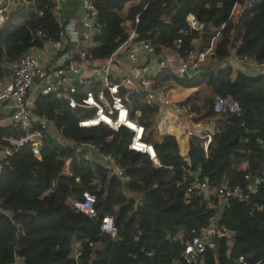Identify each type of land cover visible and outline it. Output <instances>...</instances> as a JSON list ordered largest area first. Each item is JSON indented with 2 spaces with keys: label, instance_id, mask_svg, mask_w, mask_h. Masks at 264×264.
Instances as JSON below:
<instances>
[{
  "label": "trees",
  "instance_id": "1",
  "mask_svg": "<svg viewBox=\"0 0 264 264\" xmlns=\"http://www.w3.org/2000/svg\"><path fill=\"white\" fill-rule=\"evenodd\" d=\"M92 1L105 25L94 39L93 56L97 60L109 57L127 39L136 16L138 39L147 38L157 27L161 32L157 48L163 44L173 49L186 17L192 13L204 29L190 32L184 51L192 49L194 37L200 38L197 50H205L220 33L218 56H227L234 48L239 56L264 62V0L253 2L238 14H234V8L241 0ZM51 2L35 0L34 7L20 9L2 28L0 77L11 74L10 64L22 53L41 47L34 36L36 31H43L46 38L59 39L61 27L49 10ZM128 2L134 3L124 10ZM162 76L183 88L205 85L214 94L231 95L240 104L239 117L230 122L226 133L213 139L210 155L205 156L199 138L191 137L187 162L176 138L170 135L154 143L155 164L147 154L129 150L132 132L128 129L113 132L104 125L79 128L41 97L34 115L53 121L65 139L93 143L100 153L115 156L127 181L111 175L95 159L86 161L74 148L50 136L39 159L29 147L21 148L3 161L0 174V264H14L16 256L23 259V264H172L190 240L191 230L207 226L220 206L219 197L212 191L213 209L202 197L193 195L186 200L188 172L200 169V181L208 178L214 191L224 183L229 188L244 187L245 174L254 178L261 175L264 78L234 72L229 65L207 67L188 79L165 73ZM132 102L135 106L138 99ZM19 134L14 124L0 126V147L8 146L6 138ZM243 164L248 169L241 172ZM84 192L96 197L95 218L72 207ZM247 196L229 198L217 221L219 227L235 233L230 255L225 243L216 241L215 248L204 254V264H236L238 257L247 264H264V183ZM104 215L114 218L118 231L114 239L100 229Z\"/></svg>",
  "mask_w": 264,
  "mask_h": 264
},
{
  "label": "built area",
  "instance_id": "2",
  "mask_svg": "<svg viewBox=\"0 0 264 264\" xmlns=\"http://www.w3.org/2000/svg\"><path fill=\"white\" fill-rule=\"evenodd\" d=\"M255 1L259 0H241L234 9L240 6L242 10L250 8ZM34 4L35 0H0V31L13 20L16 12L34 7ZM64 5V0H52L49 9L61 27L59 39L46 38L43 31H36L34 36L41 41V47H32L22 53L10 64L11 74L0 77V103H11L10 119L20 132L19 135L6 138L8 146L0 147V174L3 161L21 148L29 147L39 159L41 151L48 146L47 136L54 139L52 130L55 129L62 138L60 141L56 140L59 144L74 148L86 161L92 162L95 159L111 175L122 182L127 181L124 169L115 156L100 153L93 143H74L65 139L63 131L58 130L53 121L34 115L36 98L33 102L32 96L35 91H38L49 106L53 105V111L60 112L64 118L70 117L79 128L104 125L113 132H118L121 128L128 129L132 132L129 150L147 154L157 164L153 132L147 127V123L142 121L141 112L136 106L143 103L152 107L159 101V108L156 106L159 110L168 106L178 113L181 108L178 103L171 102L169 81L158 86L160 81H157V77L165 73L171 77L183 78L190 71L199 68L205 70L207 67L232 66L233 63H239L250 72L249 74L264 78V62H257L252 56H239L234 48L227 56H218L216 45L220 42V33L211 40L207 49L194 50L190 42L192 49L184 51L185 38L189 37L190 32L201 33L204 29V25L192 13L186 17L185 25L179 32L181 37L175 40L173 49L163 44H159L157 48V41L161 38L157 27L148 33L147 38L138 39L139 16H136L134 24L127 30V39L109 57L97 60L93 56L94 39L102 34L105 27L99 20V9L92 0H81L79 18L64 20ZM37 14L42 15L41 12ZM143 57L156 58V61L151 66L140 65L139 60ZM132 99H138L137 105H133ZM240 113V104L231 95L214 94L211 105L199 115L192 116V119L200 117L198 124L193 125L195 128L190 136L201 140L200 148L206 157L212 151L213 139L226 133V127L221 126L218 121L229 117L234 120ZM232 120L228 121V125ZM65 165L67 171L69 160L65 161ZM247 169V165L243 164L239 171ZM200 171L198 169L195 173L187 174L190 184L186 189V200L196 195L208 201L209 207L213 209L215 204L210 198L212 191L219 197L220 206H216L217 215L207 226L191 230L190 240L185 244L179 259H174L172 264H204V254L213 250L216 241L220 240L225 243L227 254L230 255L235 233L217 225L219 215L227 207L229 198L247 199L248 193H255L264 183L263 168L259 177L245 174L244 187L229 188L228 184L224 183L214 191L209 187L208 178L200 181ZM95 204L96 197L84 192L79 199L72 202V207L88 217L95 218ZM100 221L101 231L113 239L116 238L118 231L114 218L104 215ZM235 263L247 264L243 257H238ZM14 264H23V259L16 256Z\"/></svg>",
  "mask_w": 264,
  "mask_h": 264
},
{
  "label": "crops",
  "instance_id": "3",
  "mask_svg": "<svg viewBox=\"0 0 264 264\" xmlns=\"http://www.w3.org/2000/svg\"><path fill=\"white\" fill-rule=\"evenodd\" d=\"M65 5L63 9V18L64 20H77L80 16V6L81 0H64ZM242 11V7H236L234 14H238ZM192 46L194 50H197L200 45V38L194 37L191 40ZM218 45V43H217ZM156 61V58H142L139 60L140 65H153ZM234 72H243L249 74L250 72L246 70L241 64L233 63ZM158 86H160L163 82L169 81V88L171 92V102L178 103L181 107L178 113L171 110L168 106H165L162 109H158L160 102L156 101L155 106L148 107L143 103L136 106V109L141 112L142 121L147 123V127L153 132L154 141H161L166 136H174L179 143V149L181 156L188 161V150H189V142L192 136L190 133L194 131V124H198V119L200 116L192 119L193 115H199V113L206 110V107L211 105L212 97L214 95L213 90L210 87L205 85H199L195 88H183L178 86L172 79L165 80L161 75L157 77ZM40 101L41 95L38 91L33 93L32 99L33 102ZM158 106V108L156 107ZM11 114V103H0V126L6 127L12 125V121L10 119ZM193 120V121H191ZM232 120V118L222 119V121H218L221 126H225L228 128V121ZM156 124V128H155ZM53 131V137L55 140L60 141L62 138L59 137L57 131L55 129ZM64 144V143H62ZM66 165H64L63 169L65 170Z\"/></svg>",
  "mask_w": 264,
  "mask_h": 264
},
{
  "label": "water",
  "instance_id": "4",
  "mask_svg": "<svg viewBox=\"0 0 264 264\" xmlns=\"http://www.w3.org/2000/svg\"><path fill=\"white\" fill-rule=\"evenodd\" d=\"M203 70H204L203 68H199L198 70L190 71L187 75H184L183 78L188 79V78H190L193 74H197L198 72L203 71Z\"/></svg>",
  "mask_w": 264,
  "mask_h": 264
},
{
  "label": "rangeland",
  "instance_id": "5",
  "mask_svg": "<svg viewBox=\"0 0 264 264\" xmlns=\"http://www.w3.org/2000/svg\"><path fill=\"white\" fill-rule=\"evenodd\" d=\"M134 2H128V3H126V5H125V7H124V10H126L130 5H132ZM135 3H136V1H135ZM234 13H236V12H234ZM155 128H156V124H155Z\"/></svg>",
  "mask_w": 264,
  "mask_h": 264
}]
</instances>
